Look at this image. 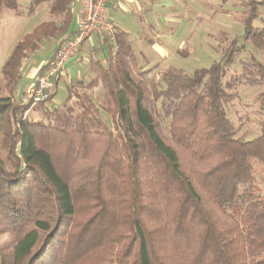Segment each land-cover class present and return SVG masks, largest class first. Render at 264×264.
Segmentation results:
<instances>
[{
	"label": "trees",
	"instance_id": "trees-1",
	"mask_svg": "<svg viewBox=\"0 0 264 264\" xmlns=\"http://www.w3.org/2000/svg\"><path fill=\"white\" fill-rule=\"evenodd\" d=\"M247 1L253 5L242 37L261 48L264 28L252 29L261 3ZM31 2L33 8L49 4L52 19L25 35L0 68L6 93L0 116L12 142L11 170L0 163V229L14 235L9 251H0V264H75L113 243V256L103 264H264V197L255 190L251 166L264 165V120L258 136L244 140L224 109L240 86L262 88L264 109V65L241 63L223 83L225 68L242 49L233 39L218 63L192 75L167 72L149 87L144 75L150 70L136 69L130 41L116 30V51L104 39L106 51L102 46L99 57L88 60L89 83L71 80L65 101L54 105L51 94L35 105L41 118L22 119L30 105H14L11 96L23 60L41 41L69 35L73 21L74 0ZM16 7V0H0V14ZM98 82L112 129L92 99L75 91ZM83 202L88 215L79 221Z\"/></svg>",
	"mask_w": 264,
	"mask_h": 264
},
{
	"label": "rangeland",
	"instance_id": "rangeland-1",
	"mask_svg": "<svg viewBox=\"0 0 264 264\" xmlns=\"http://www.w3.org/2000/svg\"><path fill=\"white\" fill-rule=\"evenodd\" d=\"M32 0H16L17 7L15 10L3 9L0 14V68L4 64L13 47L27 34L31 33L38 25L51 20L49 14V4H42L35 8L32 7ZM172 7L156 9L150 11L153 16H177L186 19L182 31L166 35L164 38L155 39L153 34L144 23H141L139 29L132 34V44L135 50L137 61L135 67L141 68L142 71L150 70L149 74L144 75L146 82L150 84L160 81L162 76L167 72H182L186 75H192L198 69L209 68L211 65L218 63L225 50H227L233 39H237V46L242 47L238 53L234 55L233 62L225 68V77L222 79L224 83L227 77L241 71L240 64L250 62L252 59L264 65V36H260L259 41L263 47H256L252 40L242 37L243 24L245 17L251 12L253 3L247 0H169ZM260 2L257 10L254 11L256 18L252 21L253 32L255 28H264V0H255L254 3ZM128 14V13H127ZM148 14V13H147ZM109 18V17H108ZM58 24L61 18L53 19ZM76 20V15H75ZM111 22V20H110ZM152 22V21H151ZM148 21V24L151 25ZM114 28L113 22H111ZM116 31L117 29L114 28ZM114 31V32H115ZM187 33V34H186ZM258 35V34H257ZM139 37H141L139 39ZM68 35L62 37L61 40H43L39 44V49L32 54H27V58L23 60L25 69L21 68V80L16 90L12 93V103L18 105L20 103L21 89H25L29 83H26V74L30 78H35L37 71L31 69L43 64L48 60L52 50L57 47L60 42L67 40ZM263 38V39H262ZM137 39V41H133ZM256 39V38H255ZM102 38H94L89 42H85L82 47V53L85 62L82 63V56L76 60L80 67L74 80H82L89 83L94 72L88 70L89 60L97 59L98 52L101 54L102 46H104ZM139 40V41H138ZM257 39V42H259ZM131 42V41H130ZM141 43V52L139 48ZM154 47L151 55L149 45ZM108 44L103 48L105 52ZM158 56V57H157ZM157 57L158 60L155 58ZM71 60L67 65L74 64ZM101 64L106 66L104 60ZM66 65V66H67ZM93 67V66H92ZM132 68L133 76L139 85H141V77L138 75L139 70ZM251 69V68H250ZM1 80V79H0ZM72 79L65 75L61 78L59 84L55 86L53 91L54 99L52 103L59 105L65 101L67 92L65 87ZM75 91L79 94L86 93L93 104L99 109V118L111 129L113 128L112 116L107 114L102 106L105 105L104 88L100 82L96 87L85 89L76 87ZM262 88L240 86L238 89V98L225 106V112L228 118L237 128L238 136L244 140H252L258 136L260 131V122L264 120V109L260 107L258 100ZM3 84L0 81V97L5 96ZM106 106V105H105ZM42 117V112L37 106H29L22 114V119L37 120ZM161 130L167 133L168 121L161 122ZM8 123L3 116H0V163L6 170H11L10 163L6 160L8 147L12 142L7 137ZM11 131H14V125L9 124ZM14 144V143H13ZM15 143V147L17 149ZM252 174L255 178V190L264 196V165L252 161ZM87 208L83 202L78 207L77 220L86 219ZM114 231L106 235L113 236ZM14 243V235L5 229H0V251L7 253ZM116 243L103 249H93L83 255V258L75 264H103L104 261L113 256ZM112 251V254H111ZM111 259V258H110Z\"/></svg>",
	"mask_w": 264,
	"mask_h": 264
},
{
	"label": "built area",
	"instance_id": "built-area-1",
	"mask_svg": "<svg viewBox=\"0 0 264 264\" xmlns=\"http://www.w3.org/2000/svg\"><path fill=\"white\" fill-rule=\"evenodd\" d=\"M79 11L75 29L67 40L61 42L54 56L39 70L32 84L25 86L21 91L22 105L35 106L45 101L52 94L54 87L61 78L65 77V64L82 56V47L85 42L94 38L107 39L116 51L114 28L108 18L107 7L111 0H78ZM88 61V59H87Z\"/></svg>",
	"mask_w": 264,
	"mask_h": 264
},
{
	"label": "crops",
	"instance_id": "crops-1",
	"mask_svg": "<svg viewBox=\"0 0 264 264\" xmlns=\"http://www.w3.org/2000/svg\"><path fill=\"white\" fill-rule=\"evenodd\" d=\"M172 5L170 4L169 0H111L107 7V13L108 17L113 22L114 28L117 29L119 32L124 33L127 40L131 41L132 44V34L134 35V31L139 29V26L141 23H144L145 27H147L153 34H156V38H164L166 35L173 34L177 31H182L183 29L185 32V28L183 26L185 25L186 19L180 18V17H173V16H153V20H151L152 16L149 14L150 11H156V9H162V8H170ZM78 11H79V1L74 0L72 5V15H73V21L70 26L69 35L74 31L75 24L78 18ZM128 13V14H127ZM148 13V14H147ZM76 15V20H75ZM246 18V17H245ZM255 20V19H254ZM148 21L151 22L152 27L150 24H148ZM136 29V30H135ZM187 34V33H186ZM68 35V36H69ZM141 37H139L140 39ZM141 40V39H140ZM55 41V40H54ZM57 41V40H56ZM133 41H137V39H134ZM139 41V40H138ZM139 48L141 52V43H139ZM149 50L151 51V56L154 57L152 50L154 47L150 46L148 43ZM59 44L57 45V47ZM55 47L52 52L50 53V56L48 60H50L57 49ZM134 50V48H133ZM135 51V50H134ZM136 54V53H135ZM83 55V53H82ZM158 57V56H157ZM155 57L157 60L158 58ZM47 60V61H48ZM45 61L43 64H40L36 66L35 68H32L34 65L31 66V69H34L37 71V75L39 73V70L41 67L47 62ZM78 60L74 61V64L67 65L69 62L65 64V75L68 74L72 80H74V77L77 75L78 67H80L77 63ZM25 62L24 65L22 64V69H25ZM67 65V66H66ZM90 71V69L88 68ZM36 75V77H37ZM26 77V83L32 84L34 82L35 78H30L31 76L28 75V73L25 75ZM76 78V77H75ZM77 80V79H76ZM59 84V83H58ZM22 91V89H21ZM20 91V92H21ZM264 197V196H263Z\"/></svg>",
	"mask_w": 264,
	"mask_h": 264
}]
</instances>
